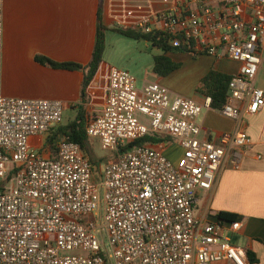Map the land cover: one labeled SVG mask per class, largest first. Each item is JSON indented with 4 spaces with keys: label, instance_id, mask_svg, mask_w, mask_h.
I'll return each instance as SVG.
<instances>
[{
    "label": "built area",
    "instance_id": "obj_1",
    "mask_svg": "<svg viewBox=\"0 0 264 264\" xmlns=\"http://www.w3.org/2000/svg\"><path fill=\"white\" fill-rule=\"evenodd\" d=\"M0 0V264H249L232 243L242 224L196 215L199 191H211L226 161L241 166L251 139L243 132L202 139L199 116L210 107L156 83L139 88L110 69L89 140L114 154L100 170L78 145L61 139L53 155L30 145L62 123L54 100L4 96ZM118 27L173 51L237 63L225 104L238 122L264 107L256 78L264 63V0H110ZM144 145L126 149L140 139ZM164 141L183 151L176 166ZM257 159H259L257 157ZM100 170V171H99Z\"/></svg>",
    "mask_w": 264,
    "mask_h": 264
},
{
    "label": "crops",
    "instance_id": "obj_2",
    "mask_svg": "<svg viewBox=\"0 0 264 264\" xmlns=\"http://www.w3.org/2000/svg\"><path fill=\"white\" fill-rule=\"evenodd\" d=\"M98 12L106 29L118 27L111 16L110 0H4L3 95L59 101L64 111L83 108L86 112L87 107L96 102L100 104L95 115L100 113L107 94L109 70L115 68L102 61L86 88L83 100V71L56 70L35 60L36 57H44L57 64L75 63L86 67L94 48ZM164 55L177 64L178 69L165 77L152 72L151 80L145 78L141 85L144 82L159 84L172 95L190 98L200 105L205 103L206 97L196 93V87L209 71L231 77L238 69L237 63L227 59L218 61L210 56L194 58L179 51ZM255 85L264 91V63ZM178 86H187L190 90L183 94L176 89ZM199 124L202 139L243 131L251 139V145L243 153L238 171L226 161L213 189L198 192L196 215L202 218L220 213L236 215L242 227L232 236V243L250 254L252 263L248 259L249 264H264V107L238 122L208 107L202 109ZM30 143L33 149L39 151L46 140L32 138ZM216 264L231 263L224 261Z\"/></svg>",
    "mask_w": 264,
    "mask_h": 264
},
{
    "label": "trees",
    "instance_id": "obj_3",
    "mask_svg": "<svg viewBox=\"0 0 264 264\" xmlns=\"http://www.w3.org/2000/svg\"><path fill=\"white\" fill-rule=\"evenodd\" d=\"M107 31H112L114 33L120 34L121 36H125V38L132 40H142L150 43L153 47H156L163 51L164 54L170 52H174L169 47L159 44L155 39H150L146 35H141L137 32L131 30H125L120 27H113L111 29H106L101 21V17L99 12L97 13V28L95 34V43L92 51V56L90 57L89 64L86 67H81L75 63H62L57 64L49 59L44 57H36V62L51 67L56 70L61 71H83L84 79L82 83V98H85V91L88 87L90 81L94 78L99 64L102 62V57L104 54L105 46H104V37L103 34ZM157 56L153 59V69L152 72L161 77H165L168 74L170 75L175 70L178 69V65L174 64L170 61L165 55ZM230 76L219 74L214 72L213 70L209 71L205 77L201 79L196 87V93L210 98V109L213 111L219 110L226 101L227 96V86L229 85ZM89 120L87 119L86 112L83 108H80L76 114L74 120L66 123L65 125L59 126L54 133L52 132L50 136L46 139L45 147L49 149V151L54 155L56 153V148L58 143L63 138H67L69 141L78 145L81 152L87 156L94 167L99 168L102 161L94 160L91 157L90 149H89V138L86 134V124H88ZM150 141V139H140L133 143H131L126 149H132L134 147L144 145L146 142ZM218 218L225 222H235L239 221V218L236 215H231L230 213H220ZM248 259L252 263V259H250V254L247 253Z\"/></svg>",
    "mask_w": 264,
    "mask_h": 264
},
{
    "label": "rangeland",
    "instance_id": "obj_4",
    "mask_svg": "<svg viewBox=\"0 0 264 264\" xmlns=\"http://www.w3.org/2000/svg\"><path fill=\"white\" fill-rule=\"evenodd\" d=\"M103 37L105 46L102 57L103 62L112 68L128 72L135 80L134 83L137 88L141 86L145 78L151 80L153 77V59L163 54L162 50L153 47L146 41L128 39L112 31L105 32ZM176 89L183 94L190 90L187 86H178ZM99 104L95 102L92 106L87 107L86 116L89 121L95 116V110ZM77 112V110L63 111L61 125H65L74 120ZM164 144L166 150L163 151V155L172 165L176 166L183 149L173 141H164ZM89 146L91 157L94 160L102 161L99 166L100 170H102L106 162L115 158L114 154L104 152L100 149L98 140H89Z\"/></svg>",
    "mask_w": 264,
    "mask_h": 264
}]
</instances>
